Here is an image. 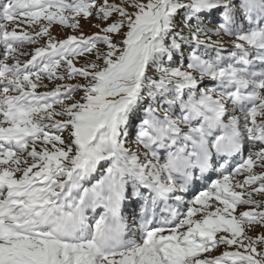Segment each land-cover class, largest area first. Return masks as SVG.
I'll return each mask as SVG.
<instances>
[{
	"label": "snow or ice",
	"instance_id": "1",
	"mask_svg": "<svg viewBox=\"0 0 264 264\" xmlns=\"http://www.w3.org/2000/svg\"><path fill=\"white\" fill-rule=\"evenodd\" d=\"M0 264H264V0H0Z\"/></svg>",
	"mask_w": 264,
	"mask_h": 264
},
{
	"label": "rangeland",
	"instance_id": "2",
	"mask_svg": "<svg viewBox=\"0 0 264 264\" xmlns=\"http://www.w3.org/2000/svg\"><path fill=\"white\" fill-rule=\"evenodd\" d=\"M116 2H119V0H116ZM97 21H88V22H84L82 21V25H83V30L86 32V33H92V32H95L96 29L92 28L91 27V24L92 23H96ZM53 35H55L57 38H64L65 35L67 34L66 33V30L62 29L61 27L59 26H55L53 28ZM225 40L227 41L228 39L225 38ZM79 66V65H77ZM78 98V97H77ZM129 211H131V209H125V214H127Z\"/></svg>",
	"mask_w": 264,
	"mask_h": 264
},
{
	"label": "trees",
	"instance_id": "3",
	"mask_svg": "<svg viewBox=\"0 0 264 264\" xmlns=\"http://www.w3.org/2000/svg\"><path fill=\"white\" fill-rule=\"evenodd\" d=\"M225 38H227V37H225ZM228 39V38H227ZM134 138H135V136H134V130H133V134L129 137V141H130V146H133L134 147V145L133 144H131V141H133L134 140Z\"/></svg>",
	"mask_w": 264,
	"mask_h": 264
}]
</instances>
